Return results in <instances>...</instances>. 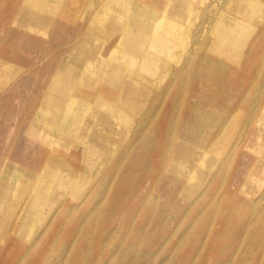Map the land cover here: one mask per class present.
I'll return each instance as SVG.
<instances>
[{"label":"rangeland","instance_id":"374dc122","mask_svg":"<svg viewBox=\"0 0 264 264\" xmlns=\"http://www.w3.org/2000/svg\"><path fill=\"white\" fill-rule=\"evenodd\" d=\"M0 264H264V0H0Z\"/></svg>","mask_w":264,"mask_h":264},{"label":"bare ground","instance_id":"6f19581e","mask_svg":"<svg viewBox=\"0 0 264 264\" xmlns=\"http://www.w3.org/2000/svg\"><path fill=\"white\" fill-rule=\"evenodd\" d=\"M111 66L110 65H108V67L105 69V72H106V74L107 75H110L111 73H113V74H111L110 75V81H109V84H108V87H109V89L110 90H112V94H116V91H115V86L118 84V83H121V81H122V79H121V71H119L120 69L119 68H117V67H114V71L112 70V72H111ZM118 72H119V75H118ZM135 85V84H134ZM119 91H120V89H119ZM134 91V88H133V85H131V84H125V86H123V88L121 89V92L119 93V94H116V98L118 97L120 100H122V98H123V95H125L126 93H128V92H130V93H132ZM136 93V92H135ZM134 94V93H133ZM118 106L121 108V109H127V104L126 103H124V102H122V103H119L118 104ZM94 117H95V119H96V117L97 118H101V115H99V113H96V115H94ZM89 119V118H88ZM91 120V119H90ZM82 121V120H81ZM80 122V121H79ZM84 123H85V121H84ZM94 125V124H93ZM76 126H77V124H76ZM81 126V125H80ZM91 127V126H90ZM89 127V128H90ZM118 136V132L115 130V131H113V133L112 134H110V135H108V136H105L106 138L108 137V138H111V137H113V138H116ZM51 170H53V168H48L47 169V171H48V175L47 176H49V175H52L51 174Z\"/></svg>","mask_w":264,"mask_h":264},{"label":"crops","instance_id":"0c3cea01","mask_svg":"<svg viewBox=\"0 0 264 264\" xmlns=\"http://www.w3.org/2000/svg\"><path fill=\"white\" fill-rule=\"evenodd\" d=\"M36 124H37V121H36ZM36 127H37V125H36Z\"/></svg>","mask_w":264,"mask_h":264}]
</instances>
